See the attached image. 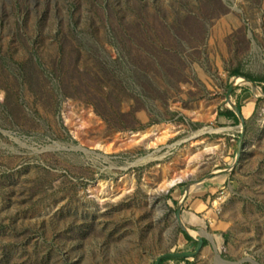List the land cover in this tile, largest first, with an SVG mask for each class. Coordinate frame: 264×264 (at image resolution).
<instances>
[{"label": "rangeland", "instance_id": "1", "mask_svg": "<svg viewBox=\"0 0 264 264\" xmlns=\"http://www.w3.org/2000/svg\"><path fill=\"white\" fill-rule=\"evenodd\" d=\"M234 70L264 78V0H0V264L192 252L176 205L222 178L187 260L264 264V82Z\"/></svg>", "mask_w": 264, "mask_h": 264}, {"label": "crops", "instance_id": "2", "mask_svg": "<svg viewBox=\"0 0 264 264\" xmlns=\"http://www.w3.org/2000/svg\"><path fill=\"white\" fill-rule=\"evenodd\" d=\"M228 121L232 122V120L230 119ZM209 181H210L209 182L210 184H207L206 182H203V183L201 182L202 185L200 189L197 190L198 192L196 194L191 195V196H189L190 194L188 195L186 194V197H185L182 209H181V218H182L183 224L188 228H193L194 226L199 225V223H203L205 219L207 218V216L211 215L212 209H208L209 208L208 205L211 202L210 195L213 194L214 191H216L218 188L222 187L221 183L225 182V178L218 179V180L212 179ZM203 211H206V212H203ZM202 238L203 240L204 239L206 240L205 236H203ZM188 244L189 245H186V246L191 245L190 243Z\"/></svg>", "mask_w": 264, "mask_h": 264}, {"label": "water", "instance_id": "3", "mask_svg": "<svg viewBox=\"0 0 264 264\" xmlns=\"http://www.w3.org/2000/svg\"><path fill=\"white\" fill-rule=\"evenodd\" d=\"M241 77L246 82H249L252 85L253 88L257 87L256 81L251 80L250 78H247V77H243V76H241ZM234 86L235 85L233 83L229 85L228 91H227V94H226V102H228L230 104V108H227V109L232 110L236 114V116L239 119L240 125H241V136H240V139H239V144L237 146L236 158H235V162H234V165H236L238 163V161L240 159V155H241V137H242L244 129H245V118H244V116H243V114L241 112V109H239V107L235 103H233L230 100V98H229V94L233 90ZM210 175H212V174L207 175V177H210ZM185 195L183 196V198L176 205L175 216H176V222H177L178 226L180 227V229L182 231L188 233L186 231V228H185L184 224L181 221L182 202H183V199H184ZM202 237H203L202 235L193 237V238H195L197 244H196L195 249L192 252H186V253L167 252V253H163V254H160V255H158L156 257L154 264H159V261L162 258H164V257H179V258H186L187 259L188 256H193V255L197 254V252L201 249V247L203 245V238Z\"/></svg>", "mask_w": 264, "mask_h": 264}, {"label": "trees", "instance_id": "4", "mask_svg": "<svg viewBox=\"0 0 264 264\" xmlns=\"http://www.w3.org/2000/svg\"><path fill=\"white\" fill-rule=\"evenodd\" d=\"M69 23H70V22H69ZM70 24H71V26H72L73 28L76 26V23H74V22H71ZM111 44H112V43H111ZM236 74H239V75H242V76H244V77L250 78L251 80H254V81H256V82H261V81L264 82V78L261 79V80H259V79H256V78L251 77L250 75H247V74H241V73H239L238 70H234V71H232V75H236ZM262 90H264V86L262 87ZM236 105L239 107V109H241V106H240L238 103H236ZM219 114H220V115H223V116H224L226 119H228V120H229V119L232 120V122H233L234 124L239 123V119H238V117L236 116V114H235L232 110L226 109V110H223L222 112H220ZM180 232L183 234V236H184V238L186 239V241H187L188 243L191 244V246L193 247V249H195L196 244H197L196 240L193 239L191 236H189L186 232H184V231H182V230H180ZM205 243H206V240L204 239V240H203V244L205 245ZM172 259H180V260H183V261L185 262V264H190V262H189L186 258H177V257H164V258H162V259L159 261V264H164V262H166V261H168V260H172Z\"/></svg>", "mask_w": 264, "mask_h": 264}, {"label": "bare ground", "instance_id": "5", "mask_svg": "<svg viewBox=\"0 0 264 264\" xmlns=\"http://www.w3.org/2000/svg\"><path fill=\"white\" fill-rule=\"evenodd\" d=\"M237 81H241V82H246L242 77H238V80ZM246 83H249V82H246ZM149 134H147V133H143L142 135H141V138H146L147 136H148ZM191 187V186H190ZM190 187H189V189H188V191L190 190ZM187 191V192H188Z\"/></svg>", "mask_w": 264, "mask_h": 264}]
</instances>
